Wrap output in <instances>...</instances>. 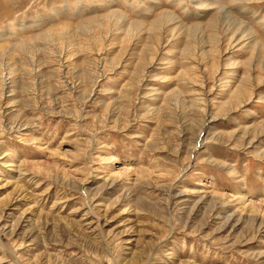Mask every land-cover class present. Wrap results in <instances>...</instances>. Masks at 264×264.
I'll list each match as a JSON object with an SVG mask.
<instances>
[{
  "label": "rangeland",
  "instance_id": "rangeland-1",
  "mask_svg": "<svg viewBox=\"0 0 264 264\" xmlns=\"http://www.w3.org/2000/svg\"><path fill=\"white\" fill-rule=\"evenodd\" d=\"M0 264H264V0H0Z\"/></svg>",
  "mask_w": 264,
  "mask_h": 264
},
{
  "label": "bare ground",
  "instance_id": "bare-ground-1",
  "mask_svg": "<svg viewBox=\"0 0 264 264\" xmlns=\"http://www.w3.org/2000/svg\"><path fill=\"white\" fill-rule=\"evenodd\" d=\"M243 24L242 23H240V26H242ZM240 29H237V31H239ZM248 36V35H247Z\"/></svg>",
  "mask_w": 264,
  "mask_h": 264
}]
</instances>
